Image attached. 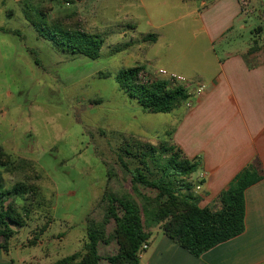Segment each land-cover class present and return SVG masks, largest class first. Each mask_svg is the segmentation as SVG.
Listing matches in <instances>:
<instances>
[{
	"label": "rangeland",
	"instance_id": "1",
	"mask_svg": "<svg viewBox=\"0 0 264 264\" xmlns=\"http://www.w3.org/2000/svg\"><path fill=\"white\" fill-rule=\"evenodd\" d=\"M128 1L44 0L52 9L50 17L63 9L78 10L87 31L104 34L108 44L99 59L91 60L62 53L40 38L24 18L22 0H0V29L19 32H0V147L17 166L13 171L0 168V174L7 187L24 181L39 192L26 227L10 241L21 251L32 248L35 264H53L80 252L89 222L103 220L106 193L133 199L141 208L144 226L157 229L143 201L154 194L134 186L130 174L145 168L140 164L144 158L132 155L144 152L146 145L174 146L172 131L178 117L173 113L188 110L183 105L171 114L144 112L118 86L119 71L142 66L138 64L146 51L159 59L152 63L153 71L147 68L145 78L161 79L158 70L181 63L188 74L199 69L206 79L195 82L207 88L215 70L209 66L213 63L209 47L221 59L262 47L264 59V0ZM201 1L207 5L200 12L207 13L217 29L212 32L213 45L201 29L202 20L184 15L199 8ZM148 21L162 28L163 38L145 50L142 47L152 43L142 42L139 32L147 30ZM150 170L158 175L152 164ZM16 202L23 205L22 200ZM112 229L109 226V232ZM114 250L109 247V252Z\"/></svg>",
	"mask_w": 264,
	"mask_h": 264
},
{
	"label": "trees",
	"instance_id": "2",
	"mask_svg": "<svg viewBox=\"0 0 264 264\" xmlns=\"http://www.w3.org/2000/svg\"><path fill=\"white\" fill-rule=\"evenodd\" d=\"M22 3L25 20L40 38L51 42L63 53L99 59L105 41L100 35L86 30L78 10L63 9L50 17L48 12L52 9L46 8L44 0H22ZM0 32L19 35V32L4 29ZM259 50L260 47H252L250 53ZM146 72L144 66H134L116 75L120 89L144 112L170 114L190 99L188 87L173 86L164 79H147ZM142 148H145L144 152L132 156L144 158L140 164L145 168L138 167L130 173L132 183L153 192V197L143 198L144 205L165 236L200 257L244 232V193L261 180L256 171L246 169L241 173L236 187L222 198V210L212 212L201 206V199L194 192L196 182L191 178L199 170L197 162L187 159L175 146L162 145L159 149L146 145ZM121 162L124 168L127 167L122 159ZM151 164L158 175L150 170ZM14 165V160L0 147V168L9 167V171H13L17 168ZM4 180L0 174V248L7 253L10 241L26 227L39 192L34 185L24 181L7 187ZM17 199L23 201L22 206L16 202ZM104 200L103 220L89 222L83 249L53 264H141V248L148 243L151 233L144 226L140 206L126 196L106 193ZM109 226L113 227L111 232ZM112 243L117 247L116 252L102 257L100 245Z\"/></svg>",
	"mask_w": 264,
	"mask_h": 264
},
{
	"label": "crops",
	"instance_id": "3",
	"mask_svg": "<svg viewBox=\"0 0 264 264\" xmlns=\"http://www.w3.org/2000/svg\"><path fill=\"white\" fill-rule=\"evenodd\" d=\"M133 1L143 4L148 0L128 2ZM206 5L207 2L201 1L199 8L190 9L184 15L193 17L195 21L202 20L201 29L213 45L212 32H216L217 29L208 19L207 13L203 15L200 12ZM134 23L137 26L136 30L139 28L138 22ZM161 29L152 21H148L145 32L138 30L143 38L142 42L152 43L151 47L142 48L145 50L155 48L152 46L163 38ZM89 33L100 35L104 39L101 32ZM219 34H216V37ZM106 44L108 41H105L103 48ZM109 48L114 52L119 49ZM251 48L246 54H227L225 59L218 56L214 47L208 48L209 61L213 62L209 63V66L212 65L215 70L213 72L208 68L206 70L213 73V78L205 92L196 97L198 99L194 106L185 107L187 113L179 115L173 113L178 120L172 131L173 145L179 148L187 159L199 164V170L196 172L198 176L196 178L192 176L191 180L196 182L194 192L200 197L202 207H207L212 212L221 211L222 198L236 187L237 177L241 173L246 169H252L260 175L261 180L244 193V232L196 257L165 236L157 225V229L146 227L151 236L147 243L148 248L141 253V264L264 263V59L260 56L262 47L253 53H250ZM143 54L146 55L141 60L142 64L138 65L153 71L151 65L156 63L159 55L149 57L146 51ZM180 65L181 63H174L173 68L161 69L182 75L191 82L206 79L199 69L195 74H188ZM110 76L111 74L105 75L106 78ZM109 247L115 248L113 253L109 252ZM20 248V245H11L7 253L0 248V264H35L32 248H27V251H21ZM101 248L104 250L103 253ZM116 250L114 243L101 244L99 247L102 257L114 254Z\"/></svg>",
	"mask_w": 264,
	"mask_h": 264
},
{
	"label": "built area",
	"instance_id": "4",
	"mask_svg": "<svg viewBox=\"0 0 264 264\" xmlns=\"http://www.w3.org/2000/svg\"><path fill=\"white\" fill-rule=\"evenodd\" d=\"M156 75L161 79L168 81L173 86H186L189 89L190 99L184 104L186 108L192 106V99L195 97H200L206 90V86L202 83L191 82L186 77L178 75L176 73L169 72L165 69H160L156 72ZM148 248L147 244H144L141 248L142 251H145ZM264 264V263H262Z\"/></svg>",
	"mask_w": 264,
	"mask_h": 264
}]
</instances>
